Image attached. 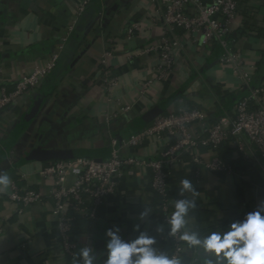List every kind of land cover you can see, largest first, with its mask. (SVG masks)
Returning <instances> with one entry per match:
<instances>
[{
	"label": "crops",
	"instance_id": "0c3cea01",
	"mask_svg": "<svg viewBox=\"0 0 264 264\" xmlns=\"http://www.w3.org/2000/svg\"><path fill=\"white\" fill-rule=\"evenodd\" d=\"M83 0H0V83L9 86L35 67H42L47 56L66 36ZM155 19L156 23L153 22ZM133 28L131 35L128 29ZM160 17L150 0H92L79 16L59 52V60L38 91H32L0 113V171L11 183L45 193L52 184L41 176L52 161L31 158L39 151L80 150L95 158L109 156L111 137H127L148 126L142 117L154 110L166 115L182 107L197 106L207 116V124L227 122L230 111L247 90L230 66L220 63L222 49L196 45L177 52L175 68L165 81H157L159 59L144 48L160 40ZM229 47L240 53L250 87L264 82V0H244L228 35ZM111 55L105 58L106 51ZM105 58V68L100 61ZM117 76V84L107 90L101 70ZM151 82L143 90L144 84ZM11 90V87H8ZM117 102L131 110L115 119ZM230 102L232 106H228ZM154 145L145 144L128 155L152 160ZM204 161L215 154L201 151ZM217 156L232 167V172L209 173L203 169L194 176L196 166L188 159L171 176L173 204L177 199H195L196 208L189 227L202 235L226 231L236 220L255 210L264 200V171L244 169L232 152L230 142L219 148ZM148 170L126 169L118 179L116 193L98 209L97 220L82 222L75 232L81 243L89 239L102 253L107 238L104 231L119 226L125 240L135 237L133 226L156 236L154 245L168 254L167 224L157 210V197L149 185ZM189 179L198 194L180 196V181ZM0 191V264H75L61 254L52 201L29 205L17 213V205ZM151 209L146 221L138 219ZM163 225L164 232L155 228ZM89 241V240H88ZM101 242L100 248L95 247ZM194 250L186 248L181 259L187 264ZM197 253V252H196ZM198 256V255H197ZM199 257V256H198ZM105 257H99L103 264Z\"/></svg>",
	"mask_w": 264,
	"mask_h": 264
},
{
	"label": "built area",
	"instance_id": "2783aa9c",
	"mask_svg": "<svg viewBox=\"0 0 264 264\" xmlns=\"http://www.w3.org/2000/svg\"><path fill=\"white\" fill-rule=\"evenodd\" d=\"M92 0H83L77 6L74 19L68 24L66 36L47 56L42 67H35L30 74L22 76L15 83H0V113L32 91L41 89L44 81L55 69L63 43L71 33L79 16ZM155 13L160 17L162 33L159 42L144 48L145 53H154L159 59L156 66L157 81H165L175 68V54L187 46L208 49L212 44L221 47L220 63L230 66L247 90L246 96L231 109L227 122L223 120L207 124L206 112L197 106L182 107L166 115H157L148 126L142 127L127 137H111L110 153L105 159L76 158L52 161L41 172L43 180L52 184L45 193L31 188H23L11 183L8 199L16 204L17 213L29 205L41 203L44 198L52 201L51 216L55 222L57 239L61 254L71 258L81 247H94L91 239L81 243L72 234L76 219L87 222L97 220L98 209L107 204L116 193L118 179L126 169H145L149 172V185L158 199L157 210L166 223V218L174 210L173 185L171 176L183 165L186 159L196 166L194 176L199 177L200 169L209 173L225 172L230 174L232 167L222 161L217 152L225 143L230 142L232 152L244 160L255 164L264 171V82L250 87L249 78L243 70L239 52L228 45V35L232 30L241 4L244 0H150ZM156 20L153 19V22ZM133 28L128 29L131 35ZM111 55L108 50L105 58ZM103 58L100 65L105 68ZM107 90L117 84V76L107 69L101 70ZM147 81L145 88L150 87ZM11 87V90H8ZM131 110L129 105L117 102L115 119ZM2 142L0 134V144ZM145 144L154 145L152 160L138 159L128 155ZM215 154L208 162L204 161L201 151ZM169 256L182 257L187 245L179 239L168 236ZM187 264H200L194 250Z\"/></svg>",
	"mask_w": 264,
	"mask_h": 264
},
{
	"label": "clouds",
	"instance_id": "9594fccd",
	"mask_svg": "<svg viewBox=\"0 0 264 264\" xmlns=\"http://www.w3.org/2000/svg\"><path fill=\"white\" fill-rule=\"evenodd\" d=\"M10 182L7 173L0 171V191L7 190ZM185 192L193 197L198 194L187 178L180 181V196ZM195 208V199H177L166 224L167 235L173 238L179 235L188 249L197 252L200 264H264V200L243 219L233 221L226 231H210L205 235L198 228L189 227L193 219L190 213ZM151 214V209L145 208L138 219L144 222ZM133 231L137 235L125 240L120 227L113 225L104 231L107 240L103 252L95 251L92 246L81 247L74 254L75 264H98L101 255L105 257L103 264H183L179 256H169L154 247L156 236L142 230L139 223L133 226ZM155 231L163 233V225H158Z\"/></svg>",
	"mask_w": 264,
	"mask_h": 264
},
{
	"label": "water",
	"instance_id": "95a60500",
	"mask_svg": "<svg viewBox=\"0 0 264 264\" xmlns=\"http://www.w3.org/2000/svg\"><path fill=\"white\" fill-rule=\"evenodd\" d=\"M158 114L157 110H154L152 112H148L145 114V116L142 117V122L144 125L151 122ZM95 155L90 152H83L80 150H73V149H67V150H49V151H39L36 152L31 156L34 160L39 161H63V160H71L76 158H95ZM97 161H100L101 158H95ZM101 242H96L95 247L97 249L100 248Z\"/></svg>",
	"mask_w": 264,
	"mask_h": 264
},
{
	"label": "trees",
	"instance_id": "16d2710c",
	"mask_svg": "<svg viewBox=\"0 0 264 264\" xmlns=\"http://www.w3.org/2000/svg\"><path fill=\"white\" fill-rule=\"evenodd\" d=\"M243 98V97H242ZM241 98V99H242ZM241 99H239V101L241 100ZM238 102V101H237ZM234 104V103H233ZM231 102H230V104L228 105L229 107L230 106H232L233 105ZM236 104V103H235ZM234 104V105H235ZM138 130V129H137ZM137 130H134V131H132L131 133H133V132H135V131H137ZM130 133V134H131ZM223 146V145H222ZM239 159V163H242L243 164V167H244V169H248L249 171H251V172H254V173H260V169L255 165V164H253L252 162H250V161H248V160H244V159H242V158H238ZM157 203H158V200H157ZM81 222H82V224H83V226H87L88 225V222L87 221H83V220H81V219H76L75 221H74V223H73V230H72V234L73 235H76V232H75V229H76V226L77 225H80L81 224ZM80 223V224H79Z\"/></svg>",
	"mask_w": 264,
	"mask_h": 264
}]
</instances>
